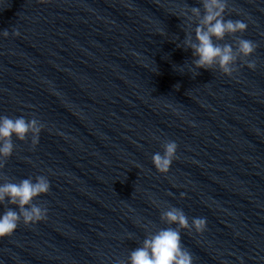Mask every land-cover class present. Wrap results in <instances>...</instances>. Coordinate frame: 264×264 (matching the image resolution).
Here are the masks:
<instances>
[{"label":"clouds","instance_id":"obj_1","mask_svg":"<svg viewBox=\"0 0 264 264\" xmlns=\"http://www.w3.org/2000/svg\"><path fill=\"white\" fill-rule=\"evenodd\" d=\"M40 2L44 3L45 0ZM201 3L203 12L200 7H191L182 13L187 21L196 23L194 39L189 32L183 41L184 47L192 51L194 69L212 71L218 68L222 74L232 76L237 71L238 60L246 63L248 68L255 69V62L248 61L247 58L256 51L257 44L236 36L237 33L245 32L248 25L241 20L225 19L228 0H201ZM14 34L19 35L18 32ZM3 35L7 37L8 30H4ZM226 36L235 37V48L232 44L219 43ZM195 75H199V71ZM44 127L35 117L27 120L23 116H0V169L5 167L7 160L13 155V136L20 141H26L31 136V144L35 147ZM162 148V153L153 154L152 163L159 173L167 174L177 158L178 144L166 140L162 143ZM0 179H6V182L0 183V204L7 203L18 209L9 207L0 215V238L11 236L21 222L28 226L47 219V208L33 203L36 198L50 191V181L46 176H36L35 180L29 177L18 183L5 176H0ZM161 220L170 227L149 234L141 246L129 253L127 260H118L116 264H193L192 254L182 245L181 230L194 228L197 233H202L206 228V219L193 218L189 224L182 209L170 206L162 212Z\"/></svg>","mask_w":264,"mask_h":264}]
</instances>
